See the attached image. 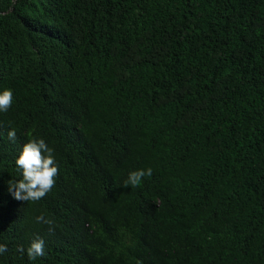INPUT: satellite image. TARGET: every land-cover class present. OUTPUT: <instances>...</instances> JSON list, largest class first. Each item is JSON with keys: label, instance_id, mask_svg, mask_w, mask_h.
Here are the masks:
<instances>
[{"label": "trees", "instance_id": "16d2710c", "mask_svg": "<svg viewBox=\"0 0 264 264\" xmlns=\"http://www.w3.org/2000/svg\"><path fill=\"white\" fill-rule=\"evenodd\" d=\"M4 88L0 264H264V0H0ZM40 138L56 186L16 200Z\"/></svg>", "mask_w": 264, "mask_h": 264}, {"label": "clouds", "instance_id": "9594fccd", "mask_svg": "<svg viewBox=\"0 0 264 264\" xmlns=\"http://www.w3.org/2000/svg\"><path fill=\"white\" fill-rule=\"evenodd\" d=\"M14 102V93L10 88H4L0 91V112H7ZM9 140L15 142L17 133L15 129L7 132ZM17 169L22 173V178L8 181V189L14 199L26 202H37L43 199L56 186V180L59 176V166L55 159L54 149L50 147L43 138L31 139L24 143L22 150L15 161ZM153 170L137 169L129 173L123 186L139 187L145 176H151ZM37 223L46 224L50 228L54 221L50 218L40 215L36 217ZM46 244L42 237H35L25 250L23 246H18L17 251L22 255L25 253L30 260H36L38 257L46 255ZM8 252L5 243H0V255ZM142 264V261H137Z\"/></svg>", "mask_w": 264, "mask_h": 264}]
</instances>
